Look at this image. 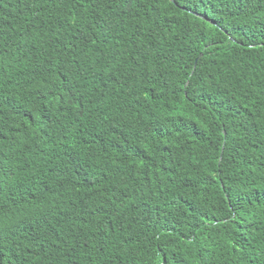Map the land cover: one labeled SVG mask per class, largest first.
<instances>
[{
  "label": "trees",
  "instance_id": "obj_1",
  "mask_svg": "<svg viewBox=\"0 0 264 264\" xmlns=\"http://www.w3.org/2000/svg\"><path fill=\"white\" fill-rule=\"evenodd\" d=\"M0 264H264V0H0Z\"/></svg>",
  "mask_w": 264,
  "mask_h": 264
},
{
  "label": "water",
  "instance_id": "obj_2",
  "mask_svg": "<svg viewBox=\"0 0 264 264\" xmlns=\"http://www.w3.org/2000/svg\"><path fill=\"white\" fill-rule=\"evenodd\" d=\"M171 1H173V0H171Z\"/></svg>",
  "mask_w": 264,
  "mask_h": 264
}]
</instances>
